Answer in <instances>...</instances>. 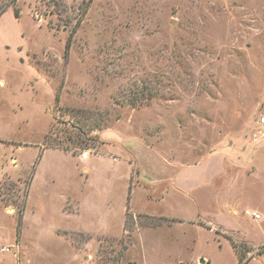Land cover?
Wrapping results in <instances>:
<instances>
[{
	"label": "rangeland",
	"instance_id": "1",
	"mask_svg": "<svg viewBox=\"0 0 264 264\" xmlns=\"http://www.w3.org/2000/svg\"><path fill=\"white\" fill-rule=\"evenodd\" d=\"M15 8L0 264H264V0Z\"/></svg>",
	"mask_w": 264,
	"mask_h": 264
},
{
	"label": "trees",
	"instance_id": "2",
	"mask_svg": "<svg viewBox=\"0 0 264 264\" xmlns=\"http://www.w3.org/2000/svg\"><path fill=\"white\" fill-rule=\"evenodd\" d=\"M17 1L18 0H0V16L8 9V7H13L14 8V13H15V15L16 16H18L19 15V10L17 9V8H15V5H16V3H17ZM73 125V124H72ZM73 127L75 128V125H73ZM75 129H77V132H78V136L80 137V138H82L83 139V141L86 139L85 138V133H84V131L82 130V129H80V128H78V127H76ZM51 132H49V134H50ZM80 141V140H79ZM49 148H52V147H50V146H46V149H49ZM52 149H58V148H52ZM86 150H88V148H85ZM63 151H66V152H68L69 151V149L68 148H64V149H62ZM73 155H75V154H73ZM33 174L31 173V176H32ZM31 178V177H30ZM30 183L29 182H27V187H28V185H29ZM20 217H18V226L20 225ZM239 264H243V262H242V260L241 259H239Z\"/></svg>",
	"mask_w": 264,
	"mask_h": 264
},
{
	"label": "crops",
	"instance_id": "3",
	"mask_svg": "<svg viewBox=\"0 0 264 264\" xmlns=\"http://www.w3.org/2000/svg\"><path fill=\"white\" fill-rule=\"evenodd\" d=\"M2 84V82L0 81V85ZM27 146H30L29 148H35V149H40L41 148V146L42 145H35V146H31V145H21V144H18V146L16 147V149L18 150V151H22L24 148H27ZM43 151H45V150H43ZM13 159H15V161L17 162V164L16 165H18V161H17V158H13V157H10L9 158V162H11L12 163V161H13ZM13 164V163H12ZM9 167H11V166H8L7 165V161L6 160H3V159H1L0 158V175L1 174H3V172H8V169H9ZM13 167H15V164H13ZM26 206V205H25ZM25 209H26V207H25ZM25 213H26V211H25ZM25 213H24V215H25ZM56 230H58V229H56ZM55 230V231H56ZM74 230H77V231H86V229H84V228H77V229H74Z\"/></svg>",
	"mask_w": 264,
	"mask_h": 264
},
{
	"label": "built area",
	"instance_id": "4",
	"mask_svg": "<svg viewBox=\"0 0 264 264\" xmlns=\"http://www.w3.org/2000/svg\"><path fill=\"white\" fill-rule=\"evenodd\" d=\"M258 126L260 127V133L261 135L264 137V117H261L258 122H257ZM251 215L257 219L258 218V215L255 214V213H251Z\"/></svg>",
	"mask_w": 264,
	"mask_h": 264
},
{
	"label": "water",
	"instance_id": "5",
	"mask_svg": "<svg viewBox=\"0 0 264 264\" xmlns=\"http://www.w3.org/2000/svg\"><path fill=\"white\" fill-rule=\"evenodd\" d=\"M200 262H201V263H203V261H202V260H201Z\"/></svg>",
	"mask_w": 264,
	"mask_h": 264
}]
</instances>
